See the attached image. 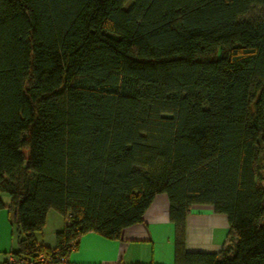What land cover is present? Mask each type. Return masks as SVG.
Segmentation results:
<instances>
[{
	"label": "trees",
	"instance_id": "trees-1",
	"mask_svg": "<svg viewBox=\"0 0 264 264\" xmlns=\"http://www.w3.org/2000/svg\"><path fill=\"white\" fill-rule=\"evenodd\" d=\"M252 7L264 0H0V209L18 235L1 264H56L88 231L117 239L158 193L175 264H264ZM195 204L227 217L217 253L186 249ZM50 210L65 219L54 247L36 237Z\"/></svg>",
	"mask_w": 264,
	"mask_h": 264
},
{
	"label": "crops",
	"instance_id": "crops-1",
	"mask_svg": "<svg viewBox=\"0 0 264 264\" xmlns=\"http://www.w3.org/2000/svg\"><path fill=\"white\" fill-rule=\"evenodd\" d=\"M64 217L48 211L37 239L48 247L56 244L55 233L64 227ZM228 220L212 205L195 204L186 216V249L217 253L228 240ZM174 224L169 218L165 193L154 196L143 221L122 229L119 238L109 239L94 231L83 233L68 256L56 264H175ZM17 231L7 209H0V262L16 247Z\"/></svg>",
	"mask_w": 264,
	"mask_h": 264
},
{
	"label": "rangeland",
	"instance_id": "rangeland-1",
	"mask_svg": "<svg viewBox=\"0 0 264 264\" xmlns=\"http://www.w3.org/2000/svg\"><path fill=\"white\" fill-rule=\"evenodd\" d=\"M248 19H254V18H261L264 17V9L261 7H252L250 11L245 15ZM2 199L7 202L8 201V195L6 193H1ZM52 213L57 214L55 210H50Z\"/></svg>",
	"mask_w": 264,
	"mask_h": 264
},
{
	"label": "built area",
	"instance_id": "built-area-1",
	"mask_svg": "<svg viewBox=\"0 0 264 264\" xmlns=\"http://www.w3.org/2000/svg\"><path fill=\"white\" fill-rule=\"evenodd\" d=\"M69 218V216L67 217ZM45 258V256L43 254H40L37 258V260H43ZM8 260L11 262L15 261V258L12 255L8 256ZM1 264V263H0ZM17 264H33V260L31 259H26V258H21Z\"/></svg>",
	"mask_w": 264,
	"mask_h": 264
}]
</instances>
